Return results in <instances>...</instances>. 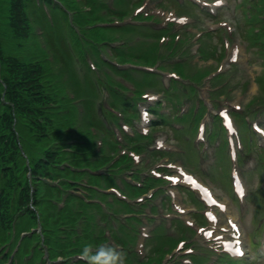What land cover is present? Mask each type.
<instances>
[{
    "label": "rangeland",
    "instance_id": "rangeland-1",
    "mask_svg": "<svg viewBox=\"0 0 264 264\" xmlns=\"http://www.w3.org/2000/svg\"><path fill=\"white\" fill-rule=\"evenodd\" d=\"M57 4L53 2H45V10L41 8L44 14L47 15L49 21L53 23L55 19V13L60 11V8L65 11L68 7L77 2L76 0H55ZM232 2L234 0H230V4L232 6ZM229 13V12H228ZM83 13H81L78 9L74 10L72 16L69 19V24L74 28L76 36L79 38V45L83 46L85 44V39H89L90 32L87 30L85 25H82V17ZM93 43H96L92 40ZM246 49V48H245ZM243 63L248 57L247 53H244ZM78 59L82 60L83 63L90 62L93 67L97 70L101 67L102 71L99 73L98 77L105 78L104 84H108L110 89L108 92L112 93V90H115L117 94L120 96V100L122 97V93H127L124 88L121 86H116L111 82L107 81V78L110 76L114 70V67L108 63V61H114V58L111 56V48L106 46H96V50L92 49V53L83 52ZM244 67V66H243ZM259 69V66L257 67ZM238 73H247L248 77L252 75L249 73V70H238ZM123 79L122 77L119 78ZM103 83H98L100 88L104 87ZM86 87L90 86L89 81H85ZM251 86V84H250ZM252 88V86L250 87ZM140 93H135L132 96V100H135ZM87 101V107L91 108L95 104H93L90 100V95L87 94L85 100ZM120 107L118 110L119 114H124L123 103L120 101ZM182 113L179 114L178 118L171 117V121L176 125H182ZM184 116L188 117L187 112L184 113ZM133 118V117H131ZM188 125H191L189 123ZM194 141V139L192 140ZM129 153L133 154L132 150ZM224 165V163H223ZM127 171V170H126ZM129 175V181L131 183H137V176L130 175V171H127ZM122 186H125L126 183L121 181ZM104 186V185H101ZM122 193V188L120 185H117ZM129 196V194H128ZM119 199V196L109 195V196H100L96 199L98 203L96 206L99 208L96 211V214L93 217L84 215V214H65L62 217V221L65 222L66 226H71L70 228H59L55 229V227L47 226V225H56L53 221H47L46 216L40 217L38 221L41 225L47 226L53 229L47 230H36V233L33 234L32 231L19 232L21 227L17 228V230H13L11 233V241H13L15 245V250H18L15 254V260L18 262L22 260V264H42V260H44V264H65L67 260L74 262L76 264H81L85 260L79 256V250L83 242L91 241L93 243L108 241L112 244L116 245L120 249H122L125 253V257L132 258L138 257L142 255L144 258L148 253L147 251H140L139 248V239H137V231L138 225L136 223L137 217L134 216L135 213L127 212L126 214L122 212H117L113 207L115 202ZM129 200L130 196H129ZM127 210H135L133 207H126ZM72 225L74 227H72ZM46 227V228H47ZM154 235L153 232L145 235V239L149 236ZM32 241V244L29 242ZM68 251V252H66ZM165 251L164 246H157L154 251H151L150 257L151 259H143L140 264H154L152 260H156L159 256L163 254ZM38 258V259H37ZM37 259V261H35ZM264 264V261L259 263Z\"/></svg>",
    "mask_w": 264,
    "mask_h": 264
},
{
    "label": "clouds",
    "instance_id": "clouds-1",
    "mask_svg": "<svg viewBox=\"0 0 264 264\" xmlns=\"http://www.w3.org/2000/svg\"><path fill=\"white\" fill-rule=\"evenodd\" d=\"M79 256L86 264H125V253L122 249L108 241L82 243Z\"/></svg>",
    "mask_w": 264,
    "mask_h": 264
},
{
    "label": "trees",
    "instance_id": "trees-1",
    "mask_svg": "<svg viewBox=\"0 0 264 264\" xmlns=\"http://www.w3.org/2000/svg\"><path fill=\"white\" fill-rule=\"evenodd\" d=\"M10 35H13V32H10ZM7 41H8V39H6L4 37L0 38V42L2 44H5ZM17 46H18V48L21 51H23V50L27 51L25 49V44L24 43H20ZM0 51H1V54H2V58H1L2 68H1V70H2L3 77H4L5 81H7L8 83H11V78L12 77L9 74H8L9 77H6V75H7V72H8L9 69H12L13 71L17 70V66H12V65L8 64V60L9 59L14 60V58L12 57L14 51L9 50L7 47H5V45H1L0 46ZM1 90H2V85H0V91Z\"/></svg>",
    "mask_w": 264,
    "mask_h": 264
},
{
    "label": "snow or ice",
    "instance_id": "snow-or-ice-1",
    "mask_svg": "<svg viewBox=\"0 0 264 264\" xmlns=\"http://www.w3.org/2000/svg\"><path fill=\"white\" fill-rule=\"evenodd\" d=\"M217 3H219V0H216Z\"/></svg>",
    "mask_w": 264,
    "mask_h": 264
}]
</instances>
